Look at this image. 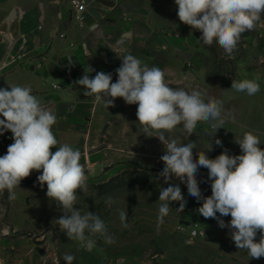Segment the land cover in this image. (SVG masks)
Instances as JSON below:
<instances>
[{"label": "clouds", "instance_id": "obj_1", "mask_svg": "<svg viewBox=\"0 0 264 264\" xmlns=\"http://www.w3.org/2000/svg\"><path fill=\"white\" fill-rule=\"evenodd\" d=\"M175 4L179 20L199 30L202 33L199 40L204 45L216 42L229 56L236 50L242 34L254 30L264 17V0H175ZM121 59V66L115 70L118 75L115 83L111 73L97 72L90 78L88 73L94 69L89 67L75 84L82 86L83 95L93 97L98 106L108 109L114 106L116 98L138 105L136 116L143 134L157 137L165 146V154L160 157L164 168L159 176L165 183L173 177L185 182L192 197L203 199L198 209L200 215L217 219L219 227L229 228L235 246L246 250L250 258L264 257V149L260 147V138L246 131L235 142L241 155H229L225 149L214 159L208 158L204 151L198 153V159L194 158L195 142L178 144L175 139L169 141L166 133L182 125L191 136L198 122L209 123L216 133L228 119L234 122L235 117L231 112L225 113L220 99L209 97L205 102L199 90L188 92L170 87L161 68L149 67L132 54ZM258 81L259 77L232 80L231 89L253 96L260 91ZM0 116L3 117L0 135L10 131L13 139L7 153L0 156V193L7 190L9 199H14V190L21 181L33 171L41 172L37 180L42 188L46 184L47 197L63 211L56 223L70 240L80 242L89 251L96 246V240L90 236L99 235L105 243H113V236L98 215L90 211L81 214L75 207L77 192L87 191L88 177L78 149L67 143L56 147L59 142L52 130L57 123L55 113L32 94L31 87L12 85L0 89ZM215 143L222 144L219 139ZM200 167L208 169L211 181L208 197H202L196 179ZM173 201L179 202V210H183L186 200L178 184L160 189L158 224H163ZM107 203L111 204V198ZM217 213L220 217L230 216V222L226 224ZM119 218L126 227L127 212L120 211ZM258 232L260 239L256 242ZM63 259L72 264L75 257L65 254Z\"/></svg>", "mask_w": 264, "mask_h": 264}, {"label": "rangeland", "instance_id": "obj_2", "mask_svg": "<svg viewBox=\"0 0 264 264\" xmlns=\"http://www.w3.org/2000/svg\"><path fill=\"white\" fill-rule=\"evenodd\" d=\"M165 30L175 36L171 51L175 45L182 50L186 45L191 46L189 49L195 53L192 66L200 70L202 77L231 81L259 77L260 87H264V17L254 30L242 34L231 56L216 42L204 45L199 40L200 31L192 34L175 28ZM195 44L200 48L193 47ZM151 52V48L144 49L147 55ZM217 94L213 90L209 92L210 97ZM136 111L137 108H132L130 115L123 123H117L114 130L107 132L104 128L98 133L102 144L84 147L81 153L80 163L86 170L88 188L86 192H77L75 207L81 214L90 211L98 215L114 242L108 244L99 235L90 236L96 240V246L89 251L80 242L70 240L56 223L64 215L63 211L47 197L46 184L43 188L40 186L37 177L42 173L33 171L25 178L31 182L15 188L14 199H9L7 190L0 193V264H67L63 259L65 254L75 257L72 264H264V257L252 259L246 250L235 246L229 228H221L217 219H205L199 214L203 199L198 201L192 197L185 182L176 177L169 183L164 182L159 174L164 168L160 157L165 154V146L157 137L143 134ZM204 124L198 122L191 136L182 125L166 136L178 144L195 142L196 159L200 151L210 159L225 149L229 155H240L236 146L228 145L234 143L232 138L237 131L232 129L235 127L226 121L224 128L215 133ZM237 127L238 132H244L243 127ZM216 139L222 144L216 145ZM196 179L202 197L210 196L208 169L200 167ZM169 184L180 186L186 204L179 210V202H171L172 209L163 224H158L160 189ZM122 210L128 215L126 227L119 218ZM217 216L226 224L231 220L230 216L220 217L219 213ZM195 224L213 225L205 228L204 237L190 242L188 232ZM259 239L258 232L256 242Z\"/></svg>", "mask_w": 264, "mask_h": 264}, {"label": "crops", "instance_id": "obj_3", "mask_svg": "<svg viewBox=\"0 0 264 264\" xmlns=\"http://www.w3.org/2000/svg\"><path fill=\"white\" fill-rule=\"evenodd\" d=\"M85 1V23L80 24L69 0H0V89L12 85L31 87L32 94L57 117L52 127L59 142L57 148L67 143L82 153L84 147H98L102 144L98 133L104 128L107 132L114 130L132 108L138 107L122 98H116L108 109L98 106L93 97L83 95L82 86L75 84L89 67L94 69L88 73L90 78L97 72L111 73L115 83V70L127 54L149 67L161 68L170 87L188 92L199 90L205 99L210 97L209 92L216 91L217 96L211 98L222 100L225 113L231 112L235 117L234 122L227 120L237 131L232 138L234 143L228 145L236 146L240 155L235 142L246 131L257 135L260 147H264V87L253 96L236 92L231 89V80L202 77L200 70L192 66L195 53L189 49L191 46L182 50L175 45L171 51L175 36L165 29L192 34L199 31L179 20L175 0H113L114 6L98 0ZM22 35L29 38V58L3 68V61ZM193 47L200 48L197 44ZM145 48H151V54H145ZM40 55L47 59L38 65ZM53 84L61 88L56 89ZM204 125L214 132L209 123ZM237 126L243 127L244 132H238ZM12 143V133L4 131L0 135V156L7 153ZM212 225L203 227L209 229Z\"/></svg>", "mask_w": 264, "mask_h": 264}, {"label": "built area", "instance_id": "obj_4", "mask_svg": "<svg viewBox=\"0 0 264 264\" xmlns=\"http://www.w3.org/2000/svg\"><path fill=\"white\" fill-rule=\"evenodd\" d=\"M70 5L75 13L76 20L80 24L85 23V10L87 7V3L85 0H69ZM29 38L26 35H22L19 39L16 48H14L7 56L6 59L3 61L2 66L3 68L9 67L10 65L19 63L20 61L26 60L29 58ZM40 62L38 65L41 64V61H45L47 59L46 55L39 56ZM115 78L118 79V75L115 72ZM54 88L59 89L61 88L58 84L52 85ZM188 232L189 241H193L196 238L204 237L206 235V229L203 226H199L198 224L190 226ZM203 230V231H202Z\"/></svg>", "mask_w": 264, "mask_h": 264}, {"label": "water", "instance_id": "obj_5", "mask_svg": "<svg viewBox=\"0 0 264 264\" xmlns=\"http://www.w3.org/2000/svg\"><path fill=\"white\" fill-rule=\"evenodd\" d=\"M98 1H100L101 3L107 6H114L115 4L113 0H98Z\"/></svg>", "mask_w": 264, "mask_h": 264}, {"label": "trees", "instance_id": "obj_6", "mask_svg": "<svg viewBox=\"0 0 264 264\" xmlns=\"http://www.w3.org/2000/svg\"><path fill=\"white\" fill-rule=\"evenodd\" d=\"M28 182H31L30 179H23V180L21 181L20 186H23V185L27 184Z\"/></svg>", "mask_w": 264, "mask_h": 264}]
</instances>
